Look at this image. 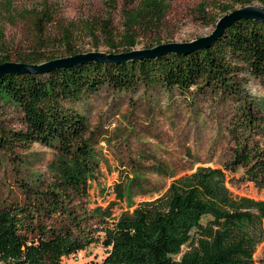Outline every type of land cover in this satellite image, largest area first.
Masks as SVG:
<instances>
[{
    "label": "trees",
    "instance_id": "16d2710c",
    "mask_svg": "<svg viewBox=\"0 0 264 264\" xmlns=\"http://www.w3.org/2000/svg\"><path fill=\"white\" fill-rule=\"evenodd\" d=\"M37 1L32 9L16 13L29 21L36 41L33 51L19 61L54 60L55 46L64 47L68 56L78 54L74 51L77 26L61 25L60 34L53 37L49 29L58 23V9L51 0ZM255 1L264 6V0H224L217 7L226 13ZM170 3L139 0L123 9L120 30L108 19L88 25L87 30L95 37L101 31L114 53L127 52L143 32L159 29ZM8 20L13 22L14 16ZM211 20L215 24L217 16ZM4 37L0 16V55ZM9 60V54L0 57V63ZM243 74L264 82L262 19H237L212 44L190 52L1 75L0 113L4 104L18 107L24 128L5 127L0 121V149L25 151L38 142L52 147L56 155L48 165L51 179L45 188L29 187L31 195L23 202L0 204V264H63V257L94 242L107 249L100 264H264V259L255 258L264 241V199L235 196L227 186L228 172L243 169L242 179L264 188V111L246 92ZM104 86L195 90L230 101L234 104L228 128L230 160L222 166L199 165L178 176L168 165L153 162L150 166L158 174L172 178L167 190L115 214L114 206L129 202L133 188L149 185L147 178L133 171L114 184L115 200L91 209L92 217L99 220L94 229L87 227V217L70 203L89 197L99 167L98 140L88 120L67 103ZM185 244L189 248L182 253Z\"/></svg>",
    "mask_w": 264,
    "mask_h": 264
},
{
    "label": "rangeland",
    "instance_id": "374dc122",
    "mask_svg": "<svg viewBox=\"0 0 264 264\" xmlns=\"http://www.w3.org/2000/svg\"><path fill=\"white\" fill-rule=\"evenodd\" d=\"M139 0H51L58 9V23L49 29L51 35L60 34V26L75 30L74 51L86 53H114L102 32L96 37L87 30L88 25L110 20L112 27L120 30L123 9L133 7ZM224 1V0H221ZM220 0H171L162 25L157 30L143 32L132 51H140L160 44L191 43L210 35L219 20L226 14L217 7ZM37 0H0V16L5 37L2 55L9 54L13 62L33 51L36 41L28 20L16 15L23 9H32ZM10 5V8L8 6ZM249 5H261L255 1ZM247 6V5H246ZM262 6V5H261ZM14 16V21L8 20ZM217 16L214 24L212 18ZM158 41H161L158 43ZM58 58L69 57L64 47L55 46ZM1 64V63H0ZM246 75V76H245ZM244 88L264 111V82L247 74ZM75 107L95 130L97 159L96 178L90 183L89 197L70 203L78 213L87 217V227L94 229L98 218L91 209L106 207L115 200L114 184L137 172L148 179L144 189L133 188L129 202H119L113 208L119 214L134 208L139 202L165 192L172 178L158 174L153 162L170 167L176 176L190 172L199 165L222 166L232 155L229 120L234 111L230 101H220L210 92L195 90L181 92L177 88L140 86L137 90H118L108 86L85 96ZM0 121L5 127L24 128L20 109L11 104L2 106ZM56 151L35 142L28 150L15 152L0 149V204L24 201L31 193L29 187L45 188L50 183L48 165ZM134 171V172H133ZM227 186L235 196L264 199V188L242 179L243 169L228 172ZM208 217L203 219L206 222ZM95 232V231H94ZM97 235V233L95 234ZM189 246L183 245L182 253ZM107 249L101 242H94L86 249L63 257V264H100ZM182 253L175 255L179 259ZM255 258L264 259V241L257 247Z\"/></svg>",
    "mask_w": 264,
    "mask_h": 264
},
{
    "label": "water",
    "instance_id": "95a60500",
    "mask_svg": "<svg viewBox=\"0 0 264 264\" xmlns=\"http://www.w3.org/2000/svg\"><path fill=\"white\" fill-rule=\"evenodd\" d=\"M240 18H258L264 20V6L247 5L241 9L231 11L219 20L216 29L210 35L191 43L160 44L140 51L130 50L121 53H82L71 55L69 57L56 58L39 64L6 61L0 64V76L9 73H40L48 71L54 67L76 65L86 61L117 62L150 57L167 52H190L196 49H203L212 44L213 41L216 40L224 32V30L232 24V22Z\"/></svg>",
    "mask_w": 264,
    "mask_h": 264
}]
</instances>
